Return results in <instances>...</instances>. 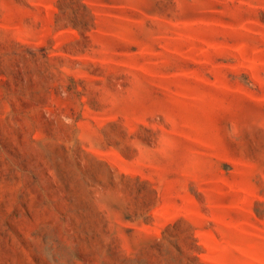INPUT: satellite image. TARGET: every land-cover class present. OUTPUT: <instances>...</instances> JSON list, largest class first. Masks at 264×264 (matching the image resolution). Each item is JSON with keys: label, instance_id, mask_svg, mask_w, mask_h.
Here are the masks:
<instances>
[{"label": "rangeland", "instance_id": "374dc122", "mask_svg": "<svg viewBox=\"0 0 264 264\" xmlns=\"http://www.w3.org/2000/svg\"><path fill=\"white\" fill-rule=\"evenodd\" d=\"M0 264H264V0H0Z\"/></svg>", "mask_w": 264, "mask_h": 264}]
</instances>
